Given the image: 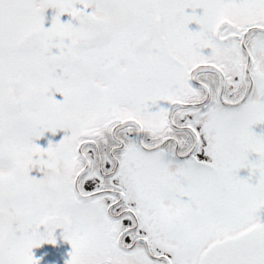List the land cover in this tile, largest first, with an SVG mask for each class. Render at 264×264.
Returning <instances> with one entry per match:
<instances>
[{
	"label": "snow or ice",
	"instance_id": "obj_1",
	"mask_svg": "<svg viewBox=\"0 0 264 264\" xmlns=\"http://www.w3.org/2000/svg\"><path fill=\"white\" fill-rule=\"evenodd\" d=\"M256 126L264 0H0V264H264Z\"/></svg>",
	"mask_w": 264,
	"mask_h": 264
},
{
	"label": "flooded vegetation",
	"instance_id": "obj_2",
	"mask_svg": "<svg viewBox=\"0 0 264 264\" xmlns=\"http://www.w3.org/2000/svg\"><path fill=\"white\" fill-rule=\"evenodd\" d=\"M46 137L52 138L50 133H46ZM42 146H46V139L42 138ZM71 245L62 238L58 239L56 245L44 244L33 249V253L37 258H42L40 264H65L69 258Z\"/></svg>",
	"mask_w": 264,
	"mask_h": 264
},
{
	"label": "rangeland",
	"instance_id": "obj_3",
	"mask_svg": "<svg viewBox=\"0 0 264 264\" xmlns=\"http://www.w3.org/2000/svg\"><path fill=\"white\" fill-rule=\"evenodd\" d=\"M260 127H264V126H256V130H258ZM241 175H246V170H241Z\"/></svg>",
	"mask_w": 264,
	"mask_h": 264
}]
</instances>
